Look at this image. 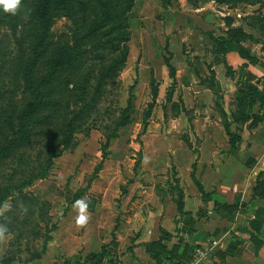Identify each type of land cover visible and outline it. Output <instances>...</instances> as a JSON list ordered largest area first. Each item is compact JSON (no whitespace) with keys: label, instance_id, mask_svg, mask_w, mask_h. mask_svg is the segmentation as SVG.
<instances>
[{"label":"rangeland","instance_id":"1","mask_svg":"<svg viewBox=\"0 0 264 264\" xmlns=\"http://www.w3.org/2000/svg\"><path fill=\"white\" fill-rule=\"evenodd\" d=\"M247 1L215 0L221 6L239 9ZM129 2L131 7L126 16L130 40L124 65L102 87L94 107L84 110L76 120L72 144L52 159L47 175L36 179L25 193H13L6 199L14 208L10 219H15L16 227L5 234L2 248L11 244L9 249L16 257L14 264H19L17 258L23 260L41 248L51 222L57 224L52 235L81 242L78 250L84 264H92L86 255L99 251L104 239L110 241L118 236L135 239L142 228L146 231V223L160 221L159 216L163 215L169 216L171 227L179 222L172 217L179 213L175 200L183 183L189 182L192 163L196 161L197 165L195 144L199 138L186 130L189 125L193 127L190 117L184 120L187 114L174 118L180 112L182 101L179 84L168 63L175 62L180 68V51L188 47L193 50L203 43L202 39L208 43L204 32L210 29L216 32L214 25L218 19H227L208 10L211 0ZM101 3L49 0L44 18L38 12L44 5L43 0H21L16 15L0 7V145L17 137L23 126L29 131V140L19 144L14 154L2 162L0 187L17 158L24 160L22 166L32 164L39 169L44 165L49 152L59 145L63 128L82 108L81 87L90 77L87 72L92 63L84 58L62 67L52 83L42 90L46 103L33 116L21 118L23 110L35 101L31 87L46 73L58 48L65 43L72 44L75 37L83 48L87 47L101 26L92 11ZM204 6L207 8L202 10ZM174 55L175 61H172ZM117 57L120 52L108 53L103 64ZM195 62L197 68L203 67ZM94 64L97 73L101 63ZM136 78L129 122L111 140L103 167L81 196L86 205L83 215L87 222L80 226L77 223L80 207L70 202L74 193L87 184L100 161L109 117L117 115L125 106L128 88ZM92 90L93 87L86 94L87 99ZM171 97L176 104L172 110ZM187 141L192 157L190 165L184 163ZM205 170L208 172L209 167ZM88 197L96 199L92 210L87 208L92 204Z\"/></svg>","mask_w":264,"mask_h":264},{"label":"crops","instance_id":"2","mask_svg":"<svg viewBox=\"0 0 264 264\" xmlns=\"http://www.w3.org/2000/svg\"><path fill=\"white\" fill-rule=\"evenodd\" d=\"M258 1L251 0L239 9L211 0L208 10L226 16L227 21L218 19L216 32H204L208 43L202 39L193 50H181L180 68L169 61L182 101L174 118L187 114L184 120L190 117L193 127L186 130L199 138L195 144L196 181L189 174V182L183 183L182 211L172 216L179 219L176 226H169V216L163 215L158 223H146V231L142 228L135 239H104L101 246L108 244L111 264H172L169 260L157 263L145 248L144 243L160 237L168 247L179 246L183 255L178 264L189 254L195 264H264V198L252 196L257 175L264 171V1ZM237 27L251 37L240 40L236 47H221L220 37H227L226 31ZM195 61L203 67L197 68ZM210 71L212 84L206 81ZM174 100L171 97L170 103ZM224 119L236 136L234 149ZM189 141L185 142L184 163L190 165ZM51 236L45 253L25 264H84L78 250L81 242ZM0 247L1 259L7 247L2 248V241Z\"/></svg>","mask_w":264,"mask_h":264},{"label":"trees","instance_id":"3","mask_svg":"<svg viewBox=\"0 0 264 264\" xmlns=\"http://www.w3.org/2000/svg\"><path fill=\"white\" fill-rule=\"evenodd\" d=\"M49 0H43V7L39 12V16L44 18L47 14V3ZM81 2L82 0H77ZM98 2H102L100 6H98L97 10H92L93 14L97 16L99 19L97 23L101 26L98 31L93 35L91 41L88 43L86 48H83L78 41L77 37L74 38L72 44H62L58 50L56 51L49 67L46 69V73L41 76L38 83L31 87L32 92L35 94V101L33 104L29 105L23 112L21 113L22 117H27L28 115L33 116V114L38 111L45 103L44 94L42 92L43 88L50 85L53 81L56 73L64 66L73 64L77 62L79 59L84 58L91 61V65L89 67V71L87 75H90L89 79L83 83L81 87V93L83 95L80 97V100L83 103L80 111H77L75 115L67 122L66 127L63 128L61 133V137L59 139V147L55 146L46 157L44 165H42L39 169L35 168L32 164H27L26 166H22L21 163L24 160L22 158H17L16 161L13 162V165L10 168V173L5 181V183L0 187V207L5 203L6 199L9 198L13 193H25V189L30 186L36 179L44 178L48 170L50 168L52 159L57 157L64 149L68 148L72 144V140L74 138V134L77 130L76 120L80 118L81 113L90 108L94 107L96 99L99 97V93H102L103 86L107 85L109 81L117 76L120 69L124 65L127 58V50H128V41L130 40V31H129V23L127 20L126 13L131 7L129 0H97ZM251 1V0H248ZM247 1V2H248ZM258 1V0H252ZM259 2V1H258ZM91 3V1H90ZM261 4L264 5L263 2ZM227 37H220L221 40H218V43L224 49L236 47V44L243 40L244 38L251 37L247 33H245L240 27L237 28H229L226 31ZM120 52V57L116 59H112L108 64L105 63L106 56L108 53H116ZM95 61L101 63V69L96 73ZM169 71L173 72V76L175 74L174 67L168 63ZM213 72L210 71V75L206 77V81L212 84L213 81ZM94 81V83L92 82ZM137 82V78L128 88V95L126 99V104L123 108H120L118 114L113 116L111 119L109 117L108 126L106 127V131L104 133V140L101 143V159L93 168L88 180L87 184L84 187L79 188L73 196V199L70 203L75 204L77 201H82L81 196L88 190L92 181L97 177L99 171L103 167V163L108 155V147L111 140L115 139L118 136V130L120 127L125 126L129 122V113L133 108V88ZM93 87L92 93H90V99H87L86 94L89 93V90ZM171 101V100H170ZM176 104L172 102L171 110L175 109ZM223 116L225 117L224 112L221 110ZM240 120H244V117H240ZM224 126L227 134L230 136L231 141V149H234V143L237 140L236 136L230 131L229 122L224 119ZM27 139L29 140V131L26 126H23L20 130V134L17 137L11 138L4 145H0V166L2 162L5 160L7 156L14 154L15 150L18 148L19 144L26 143ZM264 172V171H263ZM263 172H260L257 175L255 185L253 186V197L264 198V179L261 178ZM196 173V161L192 163L190 176L193 181H196L195 178ZM88 201L92 202L91 205H88L87 208L92 210L96 199L93 197H88ZM177 210L179 212L182 211L183 207V191L179 189V195L177 200H175ZM14 208L11 206V210L8 211L3 216H0V225L5 224L7 221V229L6 233H11L16 227L15 219L11 218L14 216ZM57 228V224L51 222L49 227L46 229L47 234L45 235L41 248L30 254L28 257L23 260L18 259L19 264H25L33 259L40 258L47 248L48 241L52 238L51 232ZM169 234H167V237ZM114 238V237H113ZM10 243L7 248L5 254L0 259V264H11L16 260L14 254L10 251ZM147 252L152 256L153 259L157 263H161L163 260H169L172 264H178L179 260H181V256L183 253L179 250V246L174 244L171 247H168L163 243V238L160 237L156 240H152L148 243H144ZM108 244L105 243L101 246L99 251H92L86 255V258L89 259L92 264H111L113 263L111 257L109 255V251L107 250ZM185 257V256H184ZM191 259V255H188V259H184L185 261L182 263H186ZM178 261V262H177ZM84 263V261H83Z\"/></svg>","mask_w":264,"mask_h":264},{"label":"clouds","instance_id":"4","mask_svg":"<svg viewBox=\"0 0 264 264\" xmlns=\"http://www.w3.org/2000/svg\"><path fill=\"white\" fill-rule=\"evenodd\" d=\"M21 5V0H0V7L4 12L16 15ZM77 205L80 207L81 215L77 219V223L80 226H84L87 222V217L83 215L86 205L83 201H77ZM11 210V205L6 201L2 207H0V216H3L5 212ZM7 226L0 225V241L5 240V232H7Z\"/></svg>","mask_w":264,"mask_h":264},{"label":"built area","instance_id":"5","mask_svg":"<svg viewBox=\"0 0 264 264\" xmlns=\"http://www.w3.org/2000/svg\"><path fill=\"white\" fill-rule=\"evenodd\" d=\"M214 244L216 243L215 241L213 242ZM195 260L194 259H190L189 261H187L186 263L184 264H195Z\"/></svg>","mask_w":264,"mask_h":264},{"label":"water","instance_id":"6","mask_svg":"<svg viewBox=\"0 0 264 264\" xmlns=\"http://www.w3.org/2000/svg\"><path fill=\"white\" fill-rule=\"evenodd\" d=\"M261 1H264V0H261Z\"/></svg>","mask_w":264,"mask_h":264}]
</instances>
